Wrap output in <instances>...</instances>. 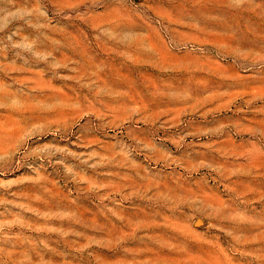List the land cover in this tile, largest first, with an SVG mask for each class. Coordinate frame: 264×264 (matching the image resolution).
<instances>
[{
	"label": "rangeland",
	"instance_id": "obj_1",
	"mask_svg": "<svg viewBox=\"0 0 264 264\" xmlns=\"http://www.w3.org/2000/svg\"><path fill=\"white\" fill-rule=\"evenodd\" d=\"M0 264H264V0H0Z\"/></svg>",
	"mask_w": 264,
	"mask_h": 264
}]
</instances>
